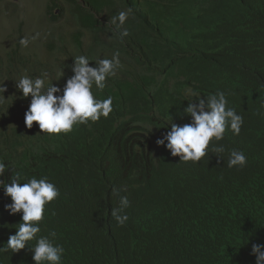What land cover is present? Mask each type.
Returning <instances> with one entry per match:
<instances>
[{
	"label": "trees",
	"instance_id": "obj_1",
	"mask_svg": "<svg viewBox=\"0 0 264 264\" xmlns=\"http://www.w3.org/2000/svg\"><path fill=\"white\" fill-rule=\"evenodd\" d=\"M66 1L77 28L48 83L63 90L79 55L95 67L118 52L122 67L102 91L92 88L97 99L112 97L108 117L47 134L25 126L30 97L15 88L31 61L16 50L0 59L3 95L14 97L0 104L2 179L46 177L60 192L38 235L56 232L62 264H255L252 244H264V0H118L120 10L114 0ZM128 9L120 39L111 21ZM47 13L54 21L62 11ZM61 31L53 38L64 39ZM218 91L243 117L239 134L226 130L196 163L157 146L170 118L190 123L187 103ZM220 145L217 157L210 149ZM232 149L245 153L244 167H228ZM124 196L128 221L118 226L111 213ZM10 203L0 188V246L21 222L4 210ZM34 244L0 254V264H34Z\"/></svg>",
	"mask_w": 264,
	"mask_h": 264
},
{
	"label": "clouds",
	"instance_id": "obj_2",
	"mask_svg": "<svg viewBox=\"0 0 264 264\" xmlns=\"http://www.w3.org/2000/svg\"><path fill=\"white\" fill-rule=\"evenodd\" d=\"M7 1L15 3L17 0ZM114 1L116 3L114 9L120 10L117 8L120 6V2ZM47 2V11L49 8L55 14L62 11L61 14H58L62 19L71 15L66 0H47ZM47 11L45 10L46 21H52L54 24L60 21L59 16L54 21L50 20ZM130 12L131 9L121 11L112 18L111 22L116 25L120 39L129 35L127 28H124L123 25ZM74 28H77L76 25L68 23L66 30L68 40ZM87 35L88 33H86V37ZM39 37L40 33L38 32L30 38L22 37L10 50V52L16 50L17 56L22 55L31 61L28 67L17 72L22 75L15 81V88L22 94V97H30L28 109L24 113L25 126L30 129L35 123L42 133L60 134L73 131L75 125L85 124L88 121L96 122L101 117H108L113 110L112 97L109 96L103 100L97 99L93 95L92 88L95 85L97 90L102 91L106 87V79L116 75L117 70L122 67L119 53H114L111 59H99L95 67L88 66L89 58L87 56H77L71 68L73 75L66 80L65 86L61 90L53 83H48L51 77L47 72L41 73L37 77L30 76L31 73L34 74V71L31 70L34 61L26 48ZM68 48L72 50L70 44ZM69 49L53 56L48 55L42 61L53 66L58 57L65 56L64 54L70 52ZM57 75L61 79L64 73L60 71ZM6 91L4 81L0 82V104H4L10 98L12 101L14 99V97H9L6 100L3 95ZM190 95L196 96V93L191 92ZM184 113L191 117L190 123L180 126L173 123L169 117L170 124L167 127L169 130L165 135H160L162 138L156 140L157 146L162 149L166 148L172 157H179L180 162H199L208 155L210 142L223 140L226 130H230L233 134H239L243 124V117L237 114L234 108L228 107L226 95L221 91L188 102ZM210 150L219 157V154L224 153L225 148L220 145L213 146ZM246 163L247 157L243 151L232 149L229 152L227 162L229 168H242ZM6 168L7 165L0 161V188H3L5 195L11 199V203L5 205L4 210L9 215L21 213L22 216L21 222L15 226V234L10 235L7 242L0 246V254L17 253L25 249L26 245L29 246L30 242L35 241V244L30 247L34 264H62L65 249L63 245L55 243L56 232L51 231L47 236L38 235L41 232L40 222L44 219L45 205L59 197L58 188L46 177L40 179L33 177L27 182H21L24 178L19 172L6 182L2 179L5 176ZM128 206L129 200L124 196L120 198L119 207L112 210L111 215L118 226H124L128 221L127 214H123L124 209ZM250 254L255 257V264H264V244H252Z\"/></svg>",
	"mask_w": 264,
	"mask_h": 264
},
{
	"label": "rangeland",
	"instance_id": "obj_3",
	"mask_svg": "<svg viewBox=\"0 0 264 264\" xmlns=\"http://www.w3.org/2000/svg\"><path fill=\"white\" fill-rule=\"evenodd\" d=\"M10 2L0 0V59H7L11 47L15 45L18 39L20 41L25 36L30 38L38 32L40 37L31 42L26 48L34 61L32 69L37 70L40 68L45 72L54 69L52 66L45 64L42 59L48 57V55H56L66 49L62 48L63 46H69L66 30L68 23L74 25V17L68 15L62 19L59 16L60 21L54 24L52 21H46L47 0H17L15 3ZM55 30H62L61 35L64 39H61L60 36L53 38ZM51 38L54 40H51ZM49 42L55 45L56 50L54 52L47 49Z\"/></svg>",
	"mask_w": 264,
	"mask_h": 264
}]
</instances>
